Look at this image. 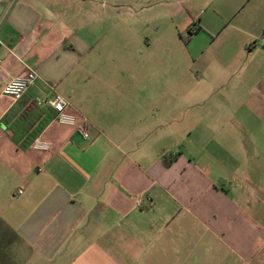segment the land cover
Instances as JSON below:
<instances>
[{"label": "crops", "instance_id": "obj_1", "mask_svg": "<svg viewBox=\"0 0 264 264\" xmlns=\"http://www.w3.org/2000/svg\"><path fill=\"white\" fill-rule=\"evenodd\" d=\"M199 1L0 0V264H264V0Z\"/></svg>", "mask_w": 264, "mask_h": 264}, {"label": "built area", "instance_id": "obj_2", "mask_svg": "<svg viewBox=\"0 0 264 264\" xmlns=\"http://www.w3.org/2000/svg\"><path fill=\"white\" fill-rule=\"evenodd\" d=\"M191 31L195 34L197 29L191 28ZM1 45L2 41L0 40V46ZM2 68L3 61L0 58V73ZM31 88H35L38 91V96L35 98V102L38 106L49 107L57 112L56 122L58 124L75 128L85 141L91 140L93 132L92 124L87 119H80L77 115L72 113L70 101L56 91L54 84L43 80L36 71H29L24 78L18 77L11 79L5 84L1 92L3 96L19 101ZM2 138L3 130L0 127V141ZM32 149L39 152H49L52 149V144L45 141H36ZM18 194H23V190H19Z\"/></svg>", "mask_w": 264, "mask_h": 264}, {"label": "rangeland", "instance_id": "obj_3", "mask_svg": "<svg viewBox=\"0 0 264 264\" xmlns=\"http://www.w3.org/2000/svg\"><path fill=\"white\" fill-rule=\"evenodd\" d=\"M211 0H200L198 3H197V5L198 6H200L201 8H204L205 9V4L207 3H209ZM214 1V0H213ZM186 33V32H185ZM185 39H188L189 37H190V35L188 34V32L185 34ZM194 37V36H193ZM212 39L210 40V43H211V45H212ZM186 46V45H185ZM177 50V49H176ZM185 50V51H184ZM182 49V50H180V54H179V57L180 58H188V60H189V56H188V51L186 50V48L185 49ZM211 60H212V51H211V49H210V47H208L207 49H206V52L204 53V55H203V61L205 62V64L208 66V68L210 69V70H213L214 69V71L215 70H220V67L218 68V65H217V63L213 60V63H212V66H210L211 65ZM213 65H214V68L213 69H211L212 67H213ZM217 70V71H218ZM212 73H214L213 71H212ZM213 101H217V102H219V103H221V101H222V97L221 96H218V98H214V96L212 95V98H211V100H210V104H211V102L213 103ZM223 101H225L224 100V98H223ZM209 104V105H210Z\"/></svg>", "mask_w": 264, "mask_h": 264}, {"label": "trees", "instance_id": "obj_4", "mask_svg": "<svg viewBox=\"0 0 264 264\" xmlns=\"http://www.w3.org/2000/svg\"><path fill=\"white\" fill-rule=\"evenodd\" d=\"M188 33L190 34V36L194 35L191 31V29H189ZM190 39V37L188 38V40ZM164 160H165V165L166 166H170L171 163L173 162V159H169L168 160V157L167 156H164Z\"/></svg>", "mask_w": 264, "mask_h": 264}]
</instances>
